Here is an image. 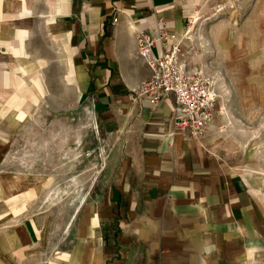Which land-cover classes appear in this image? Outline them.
<instances>
[{
    "label": "crops",
    "instance_id": "obj_1",
    "mask_svg": "<svg viewBox=\"0 0 264 264\" xmlns=\"http://www.w3.org/2000/svg\"><path fill=\"white\" fill-rule=\"evenodd\" d=\"M213 4L0 0V129L27 119L33 94L44 91L29 77L40 80L34 71L58 60L65 83L120 138L108 161V191L86 212L77 208L56 231L44 214L33 212L31 176L24 181L0 169V264H264V169L234 167V147L230 154L226 148L232 139L221 134L219 114L190 137L173 126L172 96L151 102L128 95L149 73L135 31L153 35L164 25L174 34L167 44L183 43L187 18ZM160 50L155 38L150 52ZM252 74L264 95V79ZM215 77L222 92L227 85ZM222 105L215 101V108ZM0 134V141L8 137Z\"/></svg>",
    "mask_w": 264,
    "mask_h": 264
},
{
    "label": "rangeland",
    "instance_id": "obj_2",
    "mask_svg": "<svg viewBox=\"0 0 264 264\" xmlns=\"http://www.w3.org/2000/svg\"><path fill=\"white\" fill-rule=\"evenodd\" d=\"M209 1L214 9L187 18L180 51L192 66L227 85L222 92L216 88L227 106L215 108V114L223 119L221 134L232 139L226 148L230 154L234 147V167L264 169V95L251 82V73L264 79V0ZM63 66L51 60L35 70L40 80H29L35 88L42 83L44 91L33 94L27 119L4 122L0 129L8 134L0 141V169L17 172L24 181L31 176L33 212L44 214L55 231L77 208L86 212L108 191V161L120 148V138L106 131L87 98L65 83Z\"/></svg>",
    "mask_w": 264,
    "mask_h": 264
},
{
    "label": "built area",
    "instance_id": "obj_3",
    "mask_svg": "<svg viewBox=\"0 0 264 264\" xmlns=\"http://www.w3.org/2000/svg\"><path fill=\"white\" fill-rule=\"evenodd\" d=\"M116 20V15L111 18ZM174 34L164 25L153 35L138 29L134 33L137 54L145 61L149 73L129 90L130 99L145 97L151 102L172 96V123L176 130L194 137L201 135L212 121L218 97L215 79L202 69L189 64L180 51L179 40L166 43ZM161 41L160 54H151L154 39ZM220 110V109H219Z\"/></svg>",
    "mask_w": 264,
    "mask_h": 264
}]
</instances>
